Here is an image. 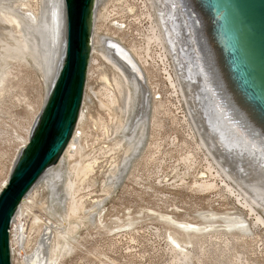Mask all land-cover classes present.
I'll list each match as a JSON object with an SVG mask.
<instances>
[{
	"label": "rangeland",
	"instance_id": "374dc122",
	"mask_svg": "<svg viewBox=\"0 0 264 264\" xmlns=\"http://www.w3.org/2000/svg\"><path fill=\"white\" fill-rule=\"evenodd\" d=\"M55 6L56 0H0V185L48 94L59 48ZM98 11V50L78 151L39 184L25 214L17 215L12 263L24 264L44 250L48 264H264V223L257 219H264V202L249 194L253 176L207 134L194 88H185L189 79L181 76L186 69L176 68L178 58L146 42L150 26L158 24L152 0H100ZM119 46L141 68L142 87L120 61ZM89 159L94 167L70 193L71 165ZM74 199L79 206L72 213Z\"/></svg>",
	"mask_w": 264,
	"mask_h": 264
},
{
	"label": "water",
	"instance_id": "95a60500",
	"mask_svg": "<svg viewBox=\"0 0 264 264\" xmlns=\"http://www.w3.org/2000/svg\"><path fill=\"white\" fill-rule=\"evenodd\" d=\"M96 1L63 0L61 65L28 141L0 190V264H13L11 228L23 200L60 161L77 128L93 52ZM183 3L185 11L199 22V46L232 122L236 119L264 140V0Z\"/></svg>",
	"mask_w": 264,
	"mask_h": 264
},
{
	"label": "bare ground",
	"instance_id": "6f19581e",
	"mask_svg": "<svg viewBox=\"0 0 264 264\" xmlns=\"http://www.w3.org/2000/svg\"><path fill=\"white\" fill-rule=\"evenodd\" d=\"M150 1V0H149ZM184 0H152L153 5L155 6V10H156V16H157V20L158 24L156 23V25L152 24V26H150V30L152 31V34L148 36L147 39V43L149 44L152 41L157 42L160 44L161 49H165L167 50V52L172 53V56H174V59L178 58V62L176 64V68H180L181 69H186V71L182 73L181 76H188L189 81L187 82L186 80V84H185V88H187V86H189L190 89L193 90L194 88V105L196 107L200 108V112L197 111V113H201L200 115H202V119L205 122H202L205 124V128L207 131V134L209 133V135H211V137H213L212 139L217 142L219 148H222V150L224 151L219 152L217 154V156H219L220 153H222L224 156L225 154L228 156V159H232L234 160V162L236 163L237 166L242 167V166H246L249 170V173L253 176L252 179H250L249 183H248V188L249 191L252 195V198L255 199L256 201H263L264 202V140L262 139L261 136L259 135H255L253 136L252 133L250 131H247L246 128H243L241 126V124L239 122L236 121V119H234L233 117V122L232 119L230 118V116H232V113L229 116V110L226 108V105L222 102V100H220V88L218 86L217 83H215V79L212 76L213 74L211 73V70L209 69V65L207 63L206 60V56H204L203 52L201 51V48L199 46L200 44V40L202 38V36H200V30H199V22L197 19H195L196 17H193V15H190L189 13H187L185 11ZM57 2V7L56 10L58 11V23H59V48L57 47L56 49H58V51H54V65L52 64V76L51 78V82H50V86L49 88H47V92H49V89L51 88L53 81L56 77V74L59 70V67L61 65V59L64 53V41H65V10H64V2L63 0H56ZM99 3L100 0L96 1V14H95V29L93 32V36H92V47H93V52H92V57H91V62H90V66H89V71H88V80H89V74H90V69H91V65L93 64V61L95 60V53L98 50L97 47V31H96V27H97V20L100 19L99 17L101 16L98 12L99 10ZM105 4V3H104ZM109 4V3H108ZM56 5V4H55ZM106 6V5H105ZM153 7V6H152ZM131 9V8H130ZM55 10V11H56ZM194 12V11H192ZM101 13V12H100ZM152 13V12H151ZM56 14V13H55ZM111 15V14H110ZM150 15V14H149ZM106 18V15L104 16ZM101 18V19H105V18ZM109 17V16H108ZM12 19V18H11ZM154 19V18H153ZM33 21V20H32ZM102 21V20H101ZM99 26V24H98ZM98 30V29H97ZM57 33V34H58ZM149 34V33H148ZM58 40V37L57 39ZM150 45V44H149ZM151 46V45H150ZM118 47V45H117ZM128 50V49H127ZM125 51V49L123 50L122 48H118V55L119 58L121 59L120 61L124 64H126V66L130 69V72L132 73V81L135 85V87L140 88L142 87V83H143V72L141 71V68H139L136 60L128 53V51ZM134 50V49H132ZM136 50V49H135ZM138 50V49H137ZM147 50H149V46L147 47ZM146 50V51H147ZM164 50V51H165ZM117 51V50H116ZM145 51V52H146ZM150 51V50H149ZM148 51V53H149ZM102 56H105L107 58H109L108 54L105 53V51L100 50ZM133 52V51H132ZM136 52V51H135ZM139 52V50H138ZM167 52H163L157 54L159 55L162 60H164V58H166ZM141 53V52H140ZM149 55V54H148ZM147 55V56H148ZM114 56V55H113ZM141 56V55H140ZM170 57V56H169ZM118 58V59H119ZM109 60V59H108ZM111 60V59H110ZM160 60V59H159ZM143 61V60H142ZM177 61V60H176ZM112 62H114V60L112 59ZM165 62V61H164ZM183 62H186L185 64ZM120 63V62H119ZM162 63V62H161ZM164 64V63H162ZM120 65V64H118ZM123 65V64H122ZM165 65V64H164ZM121 66V65H120ZM118 66V67H120ZM124 66V65H123ZM122 67V66H121ZM165 67V66H164ZM124 68V67H123ZM122 68V69H123ZM167 71V70H166ZM128 72V71H126ZM178 73V72H177ZM181 73V71L179 72ZM166 74V73H165ZM51 75V74H50ZM105 75V74H103ZM174 75V74H173ZM120 76V75H119ZM125 77V76H123ZM169 79H171V75L169 74ZM184 78V77H183ZM106 79V78H105ZM147 79V78H146ZM177 79V78H176ZM180 79V78H179ZM187 79V80H188ZM117 80V79H116ZM128 80V78H127ZM131 81V80H130ZM119 82V81H118ZM182 82V79H181ZM147 83V82H146ZM174 83V82H173ZM184 83V82H183ZM117 84V83H116ZM128 84V82H127ZM131 84V83H130ZM88 85V82H87ZM118 85V84H117ZM123 85V84H122ZM133 85V86H134ZM182 85V84H181ZM89 86V85H88ZM120 86V84H119ZM118 86V87H119ZM173 86V84H172ZM184 86V84H183ZM182 86V87H183ZM121 87V86H120ZM119 87V88H120ZM181 87V86H180ZM127 88V87H126ZM188 89V88H187ZM185 89V90H187ZM150 90V89H149ZM179 90V89H178ZM181 90V89H180ZM87 91V86H86V90H85V96L84 97V102H83V106L81 109V113H80V118H79V122L77 124V128L75 130L74 136L72 138V140L70 141L67 149L65 150L63 156L61 157L60 161L56 164L51 166L46 173L41 177V179L35 184V186L33 187V189L29 192V194L26 196V198L23 200L19 211L16 214V217L13 221V224L17 218V215H21V213H23V208L25 206V204L27 203V200L33 195V192L35 191V189L39 186V184H41V182L44 179H47L46 177L49 176V174L52 173H57L58 170H60V166L63 165L64 160H67L66 157L69 156L71 157V159H73V157H75L74 155H76V152L78 151V146H76V139H77V135H78V130L81 127V124L83 122V116H84V110H85V105L87 103V97H88V91ZM184 91V89H183ZM135 92V91H134ZM139 92V90H138ZM190 92V91H189ZM192 93V92H191ZM192 93V94H193ZM132 94V93H131ZM135 95V94H134ZM180 95V93H179ZM190 95V94H188ZM182 96V95H181ZM132 98V97H131ZM182 98H184L182 96ZM181 98V99H182ZM190 98V97H189ZM133 99V98H132ZM193 99V98H192ZM191 99V100H192ZM46 100V98H45ZM139 100V98H138ZM131 102V101H130ZM45 103V102H44ZM85 103V104H84ZM113 103V102H111ZM129 103V102H128ZM126 103V104H128ZM103 104V103H102ZM107 104V103H106ZM110 104V103H109ZM133 104V103H132ZM44 105V104H43ZM105 105V104H104ZM113 105V104H112ZM183 105V104H182ZM109 106V105H108ZM43 107V106H42ZM132 108V107H131ZM42 109V108H41ZM198 109V108H196ZM140 111V110H139ZM138 114V113H137ZM236 115V114H235ZM197 117V116H196ZM238 118V117H237ZM140 119V118H139ZM200 119V118H199ZM201 121V120H199ZM132 122V121H131ZM133 123V122H132ZM141 123V122H140ZM203 124V125H204ZM194 128V127H193ZM202 129V128H201ZM200 130V129H198ZM31 131V130H30ZM81 131V130H80ZM29 133V132H28ZM201 133V131H200ZM203 133V132H202ZM206 134V132H204ZM203 133V134H204ZM76 134V135H75ZM204 138H206V140L208 139L207 136H204ZM210 138V137H209ZM202 139V138H199ZM27 140V139H26ZM204 140V141H206ZM212 140V141H213ZM28 141V140H27ZM26 141V142H27ZM203 141V140H202ZM211 142V141H210ZM208 143L205 142V144ZM214 143V142H213ZM211 144V143H210ZM214 146V144H212ZM216 145V144H215ZM203 146V145H202ZM208 147V146H207ZM212 147V146H211ZM209 147V148H211ZM81 148V147H80ZM215 148V147H214ZM21 149V148H20ZM218 149V148H217ZM80 150V149H79ZM20 151V150H19ZM218 151V150H217ZM221 151V150H220ZM92 155V154H91ZM230 156V157H229ZM223 157V156H222ZM220 157V158H222ZM68 158V157H67ZM87 158V157H86ZM227 159V160H228ZM69 160V159H68ZM226 160V159H225ZM226 160V161H227ZM95 159H89V161L86 163H81V161H77L75 163H73L71 165V173L72 175H75V178L69 176L68 180L66 182V187H67V191H70L74 193V191H78V182L81 183L82 179L85 180V176L89 173V171L92 170L93 163L95 162ZM67 162V161H66ZM233 162V163H234ZM14 163V162H13ZM96 163V162H95ZM94 163V164H95ZM68 164V163H67ZM221 164V163H220ZM219 164V165H220ZM228 164V162L226 163V165ZM232 165V164H231ZM222 166L225 167V165L222 164ZM221 166V167H222ZM229 166V165H227ZM235 166V165H234ZM63 167V166H62ZM213 167V166H212ZM219 167V166H218ZM219 167V168H221ZM232 167H230L231 169ZM222 169V168H221ZM236 169V168H235ZM243 168H241L242 170ZM94 170V169H93ZM223 170V169H222ZM227 170V169H226ZM229 170V169H228ZM227 170V171H228ZM246 170V169H244ZM11 171V170H10ZM225 171H221V172H225L226 175H229V171L227 172ZM240 172V169L237 170ZM243 171V170H242ZM241 171V172H242ZM59 172V171H58ZM216 172V171H215ZM220 172V171H219ZM233 172V171H232ZM239 172H237L239 174ZM246 172V171H245ZM70 173V175H71ZM231 173V172H230ZM236 173V172H235ZM244 173V172H243ZM233 174V173H232ZM199 175V174H198ZM215 175V174H214ZM222 175V174H221ZM225 175V176H226ZM243 175V174H242ZM250 175V176H251ZM236 176V175H235ZM241 176V174H240ZM244 176V175H243ZM251 176V177H252ZM9 177V176H8ZM8 177L5 179L4 182H2L3 184L0 185V190L1 188L6 184ZM84 177V178H83ZM202 177V176H201ZM207 177V176H206ZM218 177V176H217ZM220 177V176H219ZM224 177V176H223ZM247 177V176H246ZM246 177L244 181L246 180ZM73 178V179H72ZM88 178V177H87ZM86 178V179H87ZM229 178V177H228ZM250 178V177H249ZM242 179V178H241ZM230 180V178H229ZM238 180V179H237ZM45 181V180H44ZM43 181V182H44ZM211 183V182H210ZM210 183H207V185H210ZM82 184V183H81ZM206 185V184H205ZM213 185V183H212ZM227 185V184H226ZM243 185V184H242ZM203 186V185H202ZM229 186V185H228ZM246 186V185H245ZM208 187V186H207ZM213 187V186H212ZM230 187V186H229ZM244 187V186H243ZM242 187V188H243ZM247 187V186H246ZM231 188V187H230ZM245 188V187H244ZM246 189V188H245ZM38 190V189H37ZM247 190V189H246ZM66 191V192H67ZM248 191V192H249ZM232 192V191H230ZM248 192H244L245 194H248ZM37 193V191H36ZM241 193V192H239ZM243 193V192H242ZM76 194V193H75ZM244 194V195H245ZM248 194V195H249ZM37 195V194H36ZM250 195V196H251ZM249 196V197H250ZM35 197V196H34ZM33 197V198H34ZM239 199V197H237ZM251 198V199H252ZM73 199V197H72ZM250 199V202H251ZM35 200V198H34ZM33 200V201H34ZM75 200V199H74ZM72 201V206H71V211L72 213L76 212V209H78L77 207L79 206V204L77 205L76 200ZM245 200V199H244ZM81 201V200H79ZM100 201V200H99ZM32 202V200H31ZM245 202V201H244ZM260 202V201H259ZM34 203V202H33ZM82 203V202H81ZM32 204V203H31ZM254 204V203H253ZM252 204V205H253ZM258 204V203H257ZM95 205V204H94ZM246 205V204H245ZM29 206V205H28ZM32 206V205H31ZM26 208V207H25ZM24 208V209H25ZM31 208V207H30ZM28 209V207H27ZM26 209V210H27ZM252 209V208H251ZM255 209V208H254ZM30 210V209H29ZM28 210V211H29ZM253 210V209H252ZM25 212V211H24ZM25 213H23L24 215ZM28 214V213H27ZM258 220H260L261 222L264 223V219L261 216L257 217ZM46 223V222H45ZM13 224H12V228H11V235H12V229H13ZM33 225V224H32ZM184 227H188V228H198L200 229L199 226L193 225V224H189V223H184L183 224ZM244 227L246 228V226L244 225ZM197 229V230H198ZM59 232V231H58ZM20 234H22V230H20ZM64 235V234H63ZM59 237V236H58ZM62 237V236H61ZM57 240V239H56ZM11 244H12V240H11ZM12 247V245H11ZM182 249V248H181ZM13 252V250H12ZM184 252V251H183ZM24 264H48L46 263V256H45V252L44 250H37V252H35L32 256L30 257H26L24 258L23 261ZM56 263V262H55Z\"/></svg>",
	"mask_w": 264,
	"mask_h": 264
}]
</instances>
